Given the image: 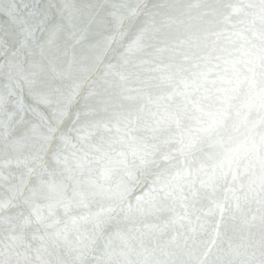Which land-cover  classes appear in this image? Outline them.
Segmentation results:
<instances>
[{"label":"snow or ice","instance_id":"snow-or-ice-1","mask_svg":"<svg viewBox=\"0 0 264 264\" xmlns=\"http://www.w3.org/2000/svg\"><path fill=\"white\" fill-rule=\"evenodd\" d=\"M0 18V264H264V0Z\"/></svg>","mask_w":264,"mask_h":264},{"label":"water","instance_id":"water-1","mask_svg":"<svg viewBox=\"0 0 264 264\" xmlns=\"http://www.w3.org/2000/svg\"><path fill=\"white\" fill-rule=\"evenodd\" d=\"M167 2L189 3V2H195V0H167ZM2 22H3V20H2V18H0V23H2ZM167 55H168L167 53L164 54V60H163L164 63H167ZM152 75L159 76L160 73H153ZM151 91L153 92V94H157L158 93V89H155V88L151 89ZM230 132H231V129L229 128V129H227L225 131H222V135H225L226 136ZM205 150L208 151L207 148Z\"/></svg>","mask_w":264,"mask_h":264}]
</instances>
